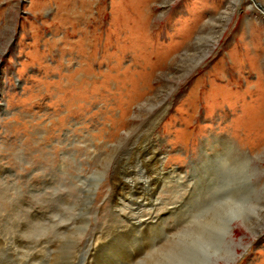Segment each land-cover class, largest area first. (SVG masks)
Returning a JSON list of instances; mask_svg holds the SVG:
<instances>
[{"label": "rangeland", "instance_id": "obj_1", "mask_svg": "<svg viewBox=\"0 0 264 264\" xmlns=\"http://www.w3.org/2000/svg\"><path fill=\"white\" fill-rule=\"evenodd\" d=\"M207 150L225 162L203 160ZM121 161L169 178L152 197L172 212L154 230L143 220L153 186L130 191L119 215L111 173ZM76 163L78 201L49 196L62 180L74 188L61 167ZM3 168L0 257L10 264L80 262L97 231L125 236L126 223L128 260L147 255L151 236L159 245L140 264H188L198 243L196 264H227L234 248L233 263L264 264V0H0ZM108 249L96 264H115Z\"/></svg>", "mask_w": 264, "mask_h": 264}, {"label": "bare ground", "instance_id": "obj_2", "mask_svg": "<svg viewBox=\"0 0 264 264\" xmlns=\"http://www.w3.org/2000/svg\"><path fill=\"white\" fill-rule=\"evenodd\" d=\"M231 139V138H230ZM219 142H221V143H219ZM213 143H216V144H219V145H221V146H223V145H226L227 147H228V144H229V142H228V140H224L223 138H216L215 139V141H213ZM205 146V145H204ZM218 147V146H217ZM235 147V146H234ZM234 149V148H233ZM235 149H237L236 147H235ZM241 150V149H240ZM239 150V151H240ZM225 152V151H224ZM149 153V152H148ZM212 153V152H211ZM241 153V152H240ZM142 156H145L146 154H147V152H145V151H142L141 153H140ZM221 153H212V154H210L209 152H208V150L206 151V153H202V159L203 160H205L206 159V161L208 162V160L210 159V158H212V160L213 159H216V161H218L219 162V164L222 162V163H224L225 162V158H224V154H221ZM148 155V154H147ZM235 155V154H234ZM246 155V154H245ZM236 156V155H235ZM241 156H243V155H241ZM229 157V156H228ZM245 157V156H244ZM248 157V156H247ZM149 159L153 162V165L154 166H156V167H158L159 166V163L161 162V160L158 158V157H156V156H150L149 157ZM145 160V159H144ZM139 161V160H138ZM141 162V161H140ZM81 164V163H80ZM125 164H127L128 165V163L127 162H124V161H121V163H117V165H115L114 166V171L111 173V175H112V183H111V185H113L114 186V188L117 190V191H120L119 192V198H118V202H117V204H116V207L119 209L118 211H120L119 212V215L121 214V216L122 215H124L125 214V210L126 209H128V206L130 205L129 203H126L127 201H128V199H129V197L132 195H130V191H133V189L134 188H136L137 186H143V188H146V187H150V186H153V187H155V188H153V189H151L152 190V195H150L151 197H149V200L151 199L152 200V203H151V207L149 208V212L147 213V214H145V215H143V220H144V222H145V224L146 225H148L149 226V229H153V227H158V225H159V223L158 224H155V221L154 220H156V222H158V220H162L163 219V217H165V215H167L169 212H172V209L171 208H167L166 210H164V211H161L160 210V208H159V205L160 204H162L164 201H165V199L163 198V197H161V195H157L155 198H153L152 196L157 192V190L158 189H160V186H162V189H163V186H165V185H167V184H169L170 182H169V178H168V176H165L164 174H160V167L159 168H157V172H156V178H155V180H151V179H149L148 177H146L145 176V174L143 173V171H141V170H139V171H135V170H129V169H127V168H123L124 166H125ZM161 164V163H160ZM219 164H217L216 165V167H217V169H218V166H219ZM135 166V165H134ZM75 167H76V170H74L73 169V171H72V169H69L70 167H66V166H64L63 167V165H62V167H61V172H62V174H68L70 177H71V179H72V182H71V187H74L72 190H70V189H68V188H66V186H68V184H67V181L65 180H62L60 183H59V185H60V187L61 188H54V186L52 187V188H54V192H52V193H49L48 195L49 196H52V198H53V196L54 195H57L56 196V198H66V200L67 201H65V202H72V200H77L78 199V196H79V194H80V192H83V190L84 189H82V187H80V185H79V183H81V181H82V179L84 178V179H86L84 176H82L79 172H81V169H79V164L78 163H76L75 164ZM73 168V167H72ZM155 168V167H154ZM202 168H204V167H202ZM202 168H198V169H196L197 171H201L202 170ZM163 170V169H162ZM164 171V170H163ZM0 172H4V173H7L6 172V170H4V168H3V170H0ZM137 173H141V178H139V177H136V175H137ZM106 174H108V173H106ZM0 175H2V174H0ZM173 177H175V179H174V183L177 185V186H180L179 184H180V182H181V180H183V176H182V173L180 172V171H175V174H173L172 175V178ZM172 178H171V176H170V181L172 182ZM154 179V178H153ZM190 181V180H189ZM194 181V180H193ZM2 183V182H1ZM0 183V184H1ZM182 183V182H181ZM185 183V182H184ZM47 184V183H46ZM50 184V183H49ZM109 184V183H108ZM172 184V183H171ZM186 184V183H185ZM184 184V185H185ZM44 185V184H43ZM187 185H188V183H187ZM50 187V186H49ZM152 188V187H151ZM114 189V190H115ZM129 191H128V190ZM171 190H172V188H171ZM174 190V189H173ZM112 193H113V190H112V188H111V190H110ZM165 192V191H164ZM177 192V191H176ZM114 193H116V192H114ZM178 194V193H177ZM93 195H94V191H92V193L90 192L89 194H88V196L89 197H91L92 196V198H93ZM48 197V196H47ZM110 197V196H109ZM173 197V196H172ZM51 198V199H52ZM146 198V197H145ZM138 199V198H137ZM136 199V200H137ZM167 199V198H166ZM53 200V199H52ZM51 200V201H52ZM62 200V199H61ZM78 201V200H77ZM169 201H170V199H169ZM183 201H184V199H183ZM58 202H59V200H58ZM61 202V201H60ZM75 202V201H74ZM133 202V201H132ZM166 202V201H165ZM61 204H65V203H61ZM135 205L136 204H138L137 205V207L139 208V207H143V210L145 209V207H144V205H143V203L141 202V203H134ZM75 205V204H74ZM176 205V204H175ZM146 206V205H145ZM150 206V205H149ZM9 207V206H8ZM51 208H52V206H51ZM50 208V205H48L47 207H44V211H46V212H48V215H46V216H44V215H42V217L41 218H45V219H48L49 218V210L51 209ZM175 208V207H174ZM5 209V208H4ZM3 209V210H4ZM30 209V208H29ZM53 209V208H52ZM1 210V209H0ZM2 210V211H3ZM56 211V210H55ZM54 210H53V212H55ZM58 211H59V209H58ZM140 212H144V211H140ZM9 214V213H8ZM54 214V213H53ZM137 214V213H136ZM139 216H141L140 214H139ZM137 217V216H136ZM39 218H40V216H39ZM33 219V218H32ZM125 220V219H124ZM142 220V221H143ZM122 221V220H121ZM122 222H124V221H122ZM140 223V222H139ZM136 224H138V223H136ZM126 225H128L127 223L126 224H121V225H119V227L118 228H122V229H124V230H126L127 231V228H126ZM130 225V224H129ZM161 225V224H160ZM148 226H146V227H148ZM107 227V226H106ZM104 228V227H103ZM135 228V227H134ZM139 228V227H138ZM101 229V228H100ZM147 229V228H146ZM151 229V230H152ZM129 230V229H128ZM154 230V229H153ZM170 230V229H169ZM126 231H123L122 230V233H124L125 234V236L124 235H122L121 233H119L118 232V235H116V233H114V232H109L107 235H104L105 233H107V232H101V231H97L96 233H95V235L93 236V239H90L91 240V242L87 245L88 246V250L86 251V254H85V256H84V258L83 259H81V261L80 262H76V260H72L70 263H68V264H96V260H95V256L97 255V253L100 251V250H98V249H101L102 247H104V246H108L109 247V252H108V255H109V259L110 258H114L115 260H116V262H115V264H123V262H125V260L127 259V258H129V257H131L132 255H133V253H134V251H132L131 249H132V247H133V245H134V243H135V241L133 240L132 242H127V240H128V238H129V236L127 235L128 233H126ZM144 231V230H143ZM171 232V231H170ZM177 232V231H176ZM202 233H201V236H200V238H205V235L203 236V231H201ZM260 232H264V229L263 230H261V231H258L257 232V235L256 236H258V234L260 233ZM2 233V232H1ZM114 233V234H113ZM156 233V232H155ZM167 233V232H166ZM175 233V232H174ZM205 233V232H204ZM229 234V238L228 239H231L233 242H235V244H237V242H236V240H234V238L232 237V235L230 234V232H228ZM148 234V233H147ZM165 234V233H164ZM209 234H210V237H215V238H217V236H219V233L217 232V231H215V232H209ZM208 234V235H209ZM207 235V236H208ZM260 235V234H259ZM20 236V235H19ZM141 236V235H140ZM174 236V235H173ZM172 236V237H173ZM209 237V236H208ZM24 238V237H23ZM92 238V237H91ZM142 238V237H141ZM135 239V238H134ZM160 239V238H159ZM4 240V239H3ZM24 240V239H23ZM148 242V245L146 246V253H147V255L146 256H142V257H139V259H136L135 257H134V259H132V261L131 260H128L129 261V263H145L147 260H146V258H148L149 257V255H148V253L150 252L151 253V251H154V250H156L158 247H159V245L154 241V239H153V237L151 236L150 237V239H146ZM20 241V240H19ZM143 241V240H142ZM204 241V240H203ZM6 242V241H5ZM4 242V243H5ZM43 242V241H42ZM195 242H197V240H195L193 243H195ZM3 243V244H4ZM44 243V242H43ZM53 243V242H52ZM231 243V242H230ZM9 244V243H8ZM7 244V245H8ZM24 244H26V243H24ZM23 244V245H24ZM47 244V243H46ZM54 244V243H53ZM146 243H144V245H145ZM234 244V245H235ZM1 245V244H0ZM14 245H16V244H14ZM22 245V244H21ZM22 245V246H23ZM30 245V244H29ZM52 245V244H51ZM62 245V244H61ZM77 245H79L80 246V244H78L77 243ZM101 245H103V246H101ZM124 246L123 248H122V250L121 249H118V248H116V247H118V246ZM191 245V244H190ZM193 245V244H192ZM198 246H194L193 248H191L188 252H186V253H184V259H185V261L188 263V264H196L197 262L199 263V262H202L203 260H205V258L203 259L202 258V256H201V253H202V251H203V249H202V244H200V243H198L197 244ZM41 246V245H40ZM200 246V247H199ZM4 247V246H3ZM2 247V248H3ZM10 247V246H9ZM57 246H55V248H56ZM115 247V248H114ZM233 247V246H232ZM21 248V247H20ZM27 248H28V246H27ZM45 248V247H44ZM50 248V247H49ZM54 248V249H55ZM135 248V247H134ZM5 249V248H4ZM17 249V248H16ZM18 249H19V246H18ZM138 249V248H137ZM145 249V248H144ZM11 250V249H10ZM13 250H14V248H13ZM22 250V249H21ZM24 250V249H23ZM35 250V249H34ZM43 250V249H42ZM158 250H160L159 248L157 249V251ZM18 251V250H17ZM30 251V250H29ZM44 251V250H43ZM138 251V250H137ZM156 251V252H157ZM5 252V251H4ZM42 252V251H41ZM136 252V251H135ZM20 253H22V252H20ZM30 253V252H29ZM35 253V252H34ZM149 253V254H150ZM154 253V252H153ZM14 254V253H13ZM142 254V253H141ZM3 255V254H2ZM27 255V254H26ZM136 255H137V253H136ZM239 255V251L237 250V249H233V250H231V252H230V254L227 256L226 255V253H225V255H222L221 256V258H223L225 261H226V263L227 264H236L235 262L233 263V261H235L236 260V257ZM24 256V255H23ZM23 256H21V257H23ZM5 257V256H4ZM38 257V256H37ZM56 258H57V256H56ZM138 258V257H137ZM4 259V258H3ZM40 259V258H39ZM52 259V258H51ZM58 259V258H57ZM130 259V258H129ZM8 260V259H7ZM7 260H5V261H3L2 260V258L0 257V264H4V263H6V264H10V261H7ZM24 260H26V259H24ZM56 260V259H55ZM124 260V261H123ZM182 260V259H181ZM27 262V261H26ZM33 262V261H32ZM32 262H30V263H32ZM41 262V261H40ZM13 263V262H12ZM18 263V262H17ZM28 263V262H27ZM211 263H212V261H211ZM15 264V263H14ZM43 264V263H42ZM58 264H62V262H59ZM63 264H66V263H64L63 262ZM213 264V263H212Z\"/></svg>", "mask_w": 264, "mask_h": 264}]
</instances>
